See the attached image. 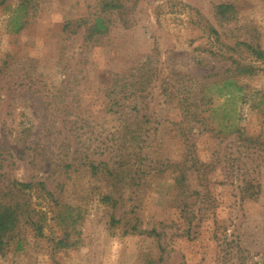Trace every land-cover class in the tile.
<instances>
[{
  "label": "rangeland",
  "instance_id": "374dc122",
  "mask_svg": "<svg viewBox=\"0 0 264 264\" xmlns=\"http://www.w3.org/2000/svg\"><path fill=\"white\" fill-rule=\"evenodd\" d=\"M21 2L0 0V195L34 185L0 264H264V0H128L125 23L29 0L15 31Z\"/></svg>",
  "mask_w": 264,
  "mask_h": 264
},
{
  "label": "trees",
  "instance_id": "16d2710c",
  "mask_svg": "<svg viewBox=\"0 0 264 264\" xmlns=\"http://www.w3.org/2000/svg\"><path fill=\"white\" fill-rule=\"evenodd\" d=\"M138 0H134V4L137 3ZM29 0H22V2L18 5V7L13 11V15L11 16V21L13 24V30H19L23 27V22H19V16L21 15V11L24 9ZM101 8L105 12H115L122 22H127L126 15L129 12L128 0H100ZM218 9L221 13L226 14L229 11L234 9L232 4H219ZM86 21V20H85ZM87 22V21H86ZM107 19L97 15L90 26L87 27V32H89L88 37L93 33H100L102 31L107 30L108 24ZM228 84L234 85V82L228 81ZM238 90L237 86H235ZM222 93V92H221ZM230 92L229 94H232ZM178 164V163H177ZM176 164V165H177ZM120 169H122L123 164H120ZM99 172H103L105 177L109 180H112V186H115L119 182L124 179L121 174L123 170H119L118 168H106L101 170L98 165L92 164V173L97 174ZM181 180H183L181 178ZM40 184H43L40 182ZM32 182H23L19 180H11L1 189L0 195V247L3 246L8 240L13 238L16 235V231L20 223L22 222V217L26 213V208H24V203L21 200L22 193L26 191H30L33 188ZM105 199L109 200L111 195L109 193L105 194ZM35 226V229L40 233L42 226L37 224L36 222H30Z\"/></svg>",
  "mask_w": 264,
  "mask_h": 264
}]
</instances>
